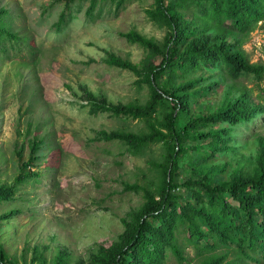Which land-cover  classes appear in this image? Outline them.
Listing matches in <instances>:
<instances>
[{
  "label": "rangeland",
  "instance_id": "1",
  "mask_svg": "<svg viewBox=\"0 0 264 264\" xmlns=\"http://www.w3.org/2000/svg\"><path fill=\"white\" fill-rule=\"evenodd\" d=\"M53 1L0 0V9L11 15L13 31L28 38V45L21 46L25 50L0 54V194L6 195L0 200V248L7 264H112L148 202L145 190L160 199L163 177L154 166L167 163L168 150L155 143L133 155L125 144L106 140L102 133L148 134L150 124L161 122L174 103L139 120L95 113L93 103L147 105L149 64L159 63L161 57L123 35L137 32L161 44L170 29L149 15L155 0H138L119 16L96 23L85 20L88 3L75 6L76 18L59 33L53 25L63 6L57 4L43 15ZM185 18L193 22L191 14ZM226 27L213 29L200 42H239L251 63H264V21L247 35ZM111 55L132 63L138 72L113 66ZM166 80L162 83L172 85L185 103L175 110L179 130L231 104L250 110L263 103L259 95L264 81L259 84L250 76L235 80L203 68L172 84ZM224 127L215 123L198 133ZM34 139L42 144L31 171L40 175L16 184L23 163L30 161ZM262 139L264 115L253 127L234 129L228 149L211 153L207 162L192 152L183 155L177 179L182 183L200 176L229 183L236 177L253 178L261 168ZM175 194L189 195L182 189ZM211 253L199 257L190 247L185 262L170 254L153 264H204L213 257H224L222 264H264L243 260L232 247L219 246Z\"/></svg>",
  "mask_w": 264,
  "mask_h": 264
},
{
  "label": "trees",
  "instance_id": "2",
  "mask_svg": "<svg viewBox=\"0 0 264 264\" xmlns=\"http://www.w3.org/2000/svg\"><path fill=\"white\" fill-rule=\"evenodd\" d=\"M136 1L54 0L43 15L52 12L57 4L63 6L58 21L53 25V30L61 33L76 18L75 6L88 3L85 20L96 23L107 16H119ZM155 5L154 10L148 11L149 15L170 29L163 43H154L137 32L123 35L128 41L161 57L159 63L149 64V102L145 106H115L105 101L93 103L95 113L108 112L134 120L149 119L160 109L171 108L169 102L174 103L172 111L166 113L161 122L150 124L148 134L102 133L106 140L125 144L133 155L144 153L155 143H163L168 150L167 163L154 166L163 177L160 199L156 200L145 190L148 202L112 264L160 263L170 254L179 262H185L188 260L185 250L190 247L202 257L206 253L212 254L219 246L232 247L243 260L260 263L264 261V139L259 142L261 168L253 178L236 177L229 183H219L192 176L180 183L177 170L183 155L192 152L197 159L207 162L211 153L228 149L227 138L234 129L253 127L264 115V90L261 89L259 95L263 103H255L250 110L237 103L231 104L217 113L194 119L179 130V116L175 115V110L185 103L172 85L167 87L162 80L167 78L166 82L172 84L177 78L205 68L235 80L250 76L261 84L264 81V63H251L241 43L210 45L200 41L208 32L220 27L225 29V26L242 35L250 34L264 21V0H155ZM186 14L192 15V23L186 20ZM10 18L6 9H0V54L4 56H9L13 49L25 50L21 46L28 45L27 37H20L13 31ZM27 52L33 53L29 48ZM109 63L138 72L132 63L115 55L110 56ZM208 91L200 94L205 95ZM215 123L226 127L198 133L199 128ZM41 144L37 139L31 143L30 161L23 163L16 184L38 179L40 174L32 172L31 165L38 160ZM180 189L189 195H176L175 191ZM4 198L6 195L0 194V200ZM209 259L213 260L203 261L204 264H222L225 258ZM0 264H7L1 248Z\"/></svg>",
  "mask_w": 264,
  "mask_h": 264
}]
</instances>
